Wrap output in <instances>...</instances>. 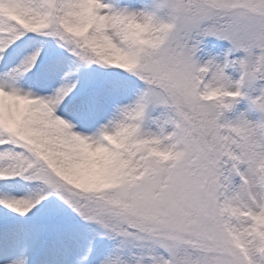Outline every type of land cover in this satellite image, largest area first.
<instances>
[{"label": "snow or ice", "instance_id": "1", "mask_svg": "<svg viewBox=\"0 0 264 264\" xmlns=\"http://www.w3.org/2000/svg\"><path fill=\"white\" fill-rule=\"evenodd\" d=\"M34 255L264 264V0H0V264Z\"/></svg>", "mask_w": 264, "mask_h": 264}, {"label": "rangeland", "instance_id": "2", "mask_svg": "<svg viewBox=\"0 0 264 264\" xmlns=\"http://www.w3.org/2000/svg\"><path fill=\"white\" fill-rule=\"evenodd\" d=\"M225 46L227 45V42H223ZM246 104V102H244ZM245 106H241L240 108L243 109ZM44 260V258L40 255H34L33 256V264H41V262ZM46 264H57V257L51 256L47 258Z\"/></svg>", "mask_w": 264, "mask_h": 264}, {"label": "trees", "instance_id": "3", "mask_svg": "<svg viewBox=\"0 0 264 264\" xmlns=\"http://www.w3.org/2000/svg\"><path fill=\"white\" fill-rule=\"evenodd\" d=\"M245 105V103L243 102L241 105H239L238 107L240 108L241 106Z\"/></svg>", "mask_w": 264, "mask_h": 264}]
</instances>
